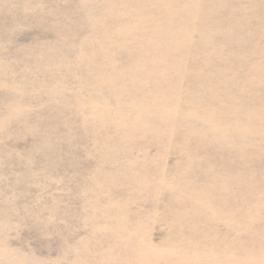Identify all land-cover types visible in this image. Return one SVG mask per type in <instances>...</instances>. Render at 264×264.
<instances>
[{"label":"rangeland","instance_id":"374dc122","mask_svg":"<svg viewBox=\"0 0 264 264\" xmlns=\"http://www.w3.org/2000/svg\"><path fill=\"white\" fill-rule=\"evenodd\" d=\"M263 33L264 0H0V264H264Z\"/></svg>","mask_w":264,"mask_h":264},{"label":"bare ground","instance_id":"6f19581e","mask_svg":"<svg viewBox=\"0 0 264 264\" xmlns=\"http://www.w3.org/2000/svg\"><path fill=\"white\" fill-rule=\"evenodd\" d=\"M209 1V0H208ZM211 2V1H210ZM209 4V3H208ZM264 34V33H263Z\"/></svg>","mask_w":264,"mask_h":264}]
</instances>
